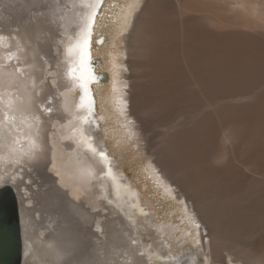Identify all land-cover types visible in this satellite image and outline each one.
<instances>
[{
  "label": "bare ground",
  "instance_id": "6f19581e",
  "mask_svg": "<svg viewBox=\"0 0 264 264\" xmlns=\"http://www.w3.org/2000/svg\"><path fill=\"white\" fill-rule=\"evenodd\" d=\"M108 1L103 0V3L95 7L96 0H0V186L11 184L19 200L23 238L22 264H197L195 253L172 252L173 243L184 248L190 241L195 246L199 244L205 246V249L211 252L213 263L218 258L222 260L224 256L226 262L230 264L238 262L264 264V252L253 251L254 249H249V245L241 246L239 241H236V246L231 249L228 247L229 235L236 236L237 230L245 227L242 223H248L245 220L248 219L246 216L239 220H243L240 223L237 217L233 218L234 213L240 214L245 208L242 210L227 200L234 198L236 203L241 195L233 194L234 196L231 197L223 193L214 195L215 200L224 198L223 202L209 207L210 221L203 222L196 212L195 205L189 204L188 193L196 191L203 181L209 182L208 178L198 176V170L189 171L183 168L181 162L171 157L164 159L168 168L162 167L158 161L148 160L147 167L143 168L146 174H143L147 179L152 180L151 182L163 192L165 198H175L177 194L175 188L179 189L178 198L182 200V204L176 212L182 213L183 222L188 226L181 231V227L175 226L173 222L159 221L152 203L125 173L120 160L111 154L112 147H108V139H112L113 149L130 144L131 147L138 148V153L144 152L139 138L142 137L139 136L141 129L136 126L138 120L136 121L134 116L132 100L136 97L133 87L135 79L132 82L130 79L128 81V78L122 77L121 73L123 69L131 71V67L134 68L133 71L147 68L144 64L150 56L146 39L143 44L145 31L141 32L142 25H139V22L142 21L141 17L146 11L150 12L148 7L151 0L150 2L127 0L119 7V11L117 9L111 16L112 21L119 25V35L131 31L128 34L129 40L136 37L133 47H130L131 43L127 44L125 49L129 51L131 49L133 57L138 61L130 62L132 54H127L129 59L124 61L126 57L124 51L110 57L112 81L105 96L103 98L101 96L104 114L99 112L97 107L102 104L98 93L102 75L97 73L95 66H99L101 62L98 61L99 64L93 65L92 61H97L94 37L96 33L101 32L100 13ZM114 4L117 6V1H114ZM89 5L95 7L96 11L91 20L89 17L93 8ZM139 10L141 11L137 14ZM145 17L147 16H144V20ZM86 32L90 34L85 45L84 72L87 77L85 89L80 86L83 81L75 79L69 74V70L80 69L81 52L75 48V45ZM106 39L108 38L99 34L97 42L102 45ZM69 48L73 49L71 53L68 51ZM119 58H122V61ZM75 75L79 77L80 71ZM195 84L199 87L200 96L205 97L208 106L215 105L217 109L213 117L204 120L207 130L211 127L213 133L214 127V133H211L208 146L203 149V153L200 151L202 154L199 156L201 160L199 163L209 165L213 158L222 159L213 151L217 140L222 137L226 145H229V151L225 153L224 158L227 166L232 168L234 163L232 161L241 158V163L247 169H251L250 167L256 165L259 159L256 150L250 149L247 154L241 153L238 156L236 155L240 152L232 153L234 148L239 149L241 144H244L247 130L246 133L240 128L234 130V125L239 123H237L238 119L233 117V114L232 116L225 114L223 102L229 96L224 95L216 87H209L205 82L200 81ZM166 88L169 90L168 85ZM244 94L246 93L237 91L232 95L236 98L243 97ZM82 103L85 106L81 107ZM108 121L114 126L112 130L104 127ZM100 153H103V156ZM231 157L233 160H230ZM46 165L53 177L42 178L43 180L49 178L44 181L45 192L40 190V185L35 182L34 177ZM229 175L231 176L230 173ZM40 180L38 178V181ZM30 184H34V188L39 190H28ZM50 189H53V192L48 194L47 191ZM63 193L67 194L72 212L83 222L77 220L75 216L65 217L53 226L56 220H50L51 213L46 207L51 208L54 205L50 203L52 199L58 204L64 199L61 195ZM92 218H95L94 222ZM213 226L219 236H215L214 230L210 229ZM197 250L200 252L202 249L198 247ZM234 252L244 253L250 262L244 263L238 259V262L235 261ZM207 261L210 262L209 259Z\"/></svg>",
  "mask_w": 264,
  "mask_h": 264
},
{
  "label": "rangeland",
  "instance_id": "374dc122",
  "mask_svg": "<svg viewBox=\"0 0 264 264\" xmlns=\"http://www.w3.org/2000/svg\"><path fill=\"white\" fill-rule=\"evenodd\" d=\"M114 1H117L119 6H116ZM126 1L127 0H109L104 4L100 13L102 16V18H99L101 32L96 33L94 37V52L96 60L100 61L101 64L97 67L95 66V68L98 70V74L107 75V80L101 82L99 85L100 88L98 93L100 98L101 96L102 98L105 96L112 81L110 68V60L112 58L110 57L113 54L124 51L126 54L124 61L129 59L127 54H132L130 56L131 63L136 60L138 61V59L133 57V51L131 49L130 51L125 49L127 44L130 45L132 43V46L130 47H133L136 39L135 35L132 36L135 38H131L130 40L128 38V34H130L131 31L127 34L119 35V25L111 19V16L115 14L114 11L117 9L119 11V7L123 6ZM150 3L151 6L149 5L150 8L148 7L150 12L149 10L146 11V14L141 17L142 21H140L142 23L139 22V25H142L141 32H143V30L146 32H143V44L146 39V44L149 46H147V48L150 56L148 57V60L150 62L146 60L147 62L144 64L146 65L144 67H147V71L146 69L142 70L144 72L140 70L133 71L134 68L131 67L132 72L127 69H123V72L121 73L122 77L128 78V81L130 79L132 82V80L135 79L133 80V87L135 93L134 96L136 97H133L134 99L132 100L133 107L135 109L134 116L136 117V121L138 120L136 126L141 129L139 136L142 137L139 138L141 139L140 144L144 149V152L138 153V148L131 147L132 145L130 144H127V146L121 145L120 148L113 149V141L112 139H108L107 145L108 147H112L111 154L120 160L125 173L152 203V207L156 211L159 221L173 222L175 226L181 227V231L188 226L183 222L182 213L176 212L177 208L182 204V200L178 198L180 196L179 189L175 188V190H177L175 198H165L163 196V192L151 182V179H147L144 175L146 173H144L143 168L147 167L148 160H152L154 162L158 161V164H162V167L164 166V168H168L169 166L165 163V158L167 157L170 159L171 157L172 159L181 162L183 168L189 171L198 170V176L208 178L209 182L203 181V183L199 184L196 191H190L188 193L190 196L189 204L195 205L196 212L199 214L203 222H205V220L206 223L210 221L208 208L223 202L224 198L215 200L216 198L214 195L222 193L223 195L227 194L226 196L228 197L241 195L236 203H234L236 200H233L234 198H227V200L232 205L234 204L233 206H237L242 210L245 208L243 210L245 213L242 212L240 214H236L237 212H233V218L235 216L239 221L242 217L246 216L248 219L245 220L248 223H242L245 227L239 228L236 232V236L229 235V239L227 241L229 242L228 247L231 249L236 246V241H239L241 246L249 245V249H254L253 251H260L263 253L264 165L262 164H264V0H151ZM140 11L141 10H139L137 14H139ZM147 12H149V14H147ZM144 16H147L145 17V20L148 17L150 18L145 21ZM114 23H116V25H114ZM147 25L149 26L147 27ZM99 34L108 38L102 45H99L97 42ZM112 38L113 40H111ZM120 61H122V58ZM158 72L159 74H157ZM161 74L164 78L161 77ZM240 74L242 76H240ZM134 75L137 78H134ZM143 75H145V77ZM162 79H164V81ZM195 81L205 82L209 87H216L221 90L224 95L229 96V98H225L226 100L224 102L226 104L223 102L224 111L226 112L224 113L228 116H232L233 114V117L239 120H237V123L239 122L236 124L237 126L234 125V130L240 128L244 131V133H246L247 130V139L243 142L244 144H241L239 149L234 148V152L232 151V153L234 154L235 152H240L236 155L238 156L241 155V153L247 154L251 150H256L255 153H258L257 157L259 159L256 165H252V167H250L251 169H247L246 166L241 163V158H237L238 160L235 158L234 161H232L234 162L232 168L227 166V161H225L224 158L229 151V145H226V142L221 139L222 137L219 138L221 141L217 140L218 142L213 148V151L216 152L218 157H222V159L213 158L210 161L211 164L209 165L199 163L201 161L199 156L203 153V149L208 146V139L212 133L210 129L211 127H209L208 132L207 124L204 120H207L208 117H213L215 115L214 111H217V109L215 105L208 106L205 97L203 95L200 96L201 93L199 87L195 84ZM171 82H173V84H171ZM238 83L242 85L240 86ZM146 85H148V87ZM166 85H168L169 90L166 88ZM128 90L130 89L128 88ZM237 91L245 92L246 94H244L243 97L235 98L232 94ZM166 95L168 96L166 97ZM165 104L168 105L165 106ZM199 106L202 107L200 108ZM97 107L99 112H104L105 114L103 99L102 104L100 103V106L97 105ZM255 108L257 109L255 110ZM240 120L242 122H240ZM198 122L200 123L198 124ZM243 122L245 124H243ZM105 125L106 126L104 127L108 130H112L114 127L111 121L106 122ZM199 141H201L200 144L198 143ZM196 147L197 149H195ZM200 151H202V153H200ZM230 160H233V157H231ZM235 160H237L238 163ZM234 164L236 166H234ZM206 166L209 167L207 168ZM234 167H237L238 169ZM229 177L232 179H228ZM202 184L205 186L203 187ZM34 186L35 185L33 184L30 187L32 189L39 190L38 188H34ZM236 220L235 222L237 226ZM210 229L214 230L215 236H219L217 231H215L214 226L210 227ZM178 234L180 235V233ZM198 247H201L202 249L200 252H197ZM172 252L174 254L195 253L197 255V264H230L226 262L224 256L222 260L218 258L214 261V263L211 262L213 260L211 252L207 251L205 246L202 244L195 246L191 241L186 244L184 248L173 243ZM247 257L248 256L244 253L234 252L235 261L238 259L244 263H249L250 261ZM208 259L210 262L207 261ZM238 263L242 264L240 262Z\"/></svg>",
  "mask_w": 264,
  "mask_h": 264
},
{
  "label": "water",
  "instance_id": "95a60500",
  "mask_svg": "<svg viewBox=\"0 0 264 264\" xmlns=\"http://www.w3.org/2000/svg\"><path fill=\"white\" fill-rule=\"evenodd\" d=\"M93 65L99 64L98 61H92ZM107 75H102L101 81H106ZM34 177L35 182L40 185V190L43 189L44 181L42 178L47 176L53 177L46 165L42 171ZM38 178L41 179L38 181ZM54 181V180H53ZM47 183V182H46ZM49 184V183H48ZM31 184L28 186V190H33L30 188ZM53 189L47 191L51 194ZM55 192V191H54ZM57 192V191H56ZM64 199L58 202L51 200L50 203L54 204L51 208H48V212L51 213L50 220L55 219V226L59 221L61 222L65 217H73L76 215L72 212V208L69 204V199L67 194H61ZM66 215V216H64ZM77 218V217H76ZM77 220L83 222L78 217ZM95 218H92V222ZM93 228V227H92ZM94 232L97 230L93 229ZM22 249H23V238H22V227L20 221V204L14 187L10 184H5L0 186V264H22Z\"/></svg>",
  "mask_w": 264,
  "mask_h": 264
},
{
  "label": "snow or ice",
  "instance_id": "6c2138e0",
  "mask_svg": "<svg viewBox=\"0 0 264 264\" xmlns=\"http://www.w3.org/2000/svg\"><path fill=\"white\" fill-rule=\"evenodd\" d=\"M101 3H103V0H96V6L95 7H98ZM89 7H92L93 8V11L91 13V16L89 17V20H91L92 17L95 16L96 14V11H95V7H93L92 5H89ZM91 25L90 23L88 24V28L90 29ZM90 33L86 32L84 35H82L81 37V40L78 41L75 45V48L76 49H79L80 52H81V57H80V69H76V68H71L69 70V74L72 75L75 79H78L80 81H83V83L80 84V86L82 88H85L86 89V84H87V77L85 75V72H84V67H85V55H86V50H85V45L87 44V39H88V35ZM69 53H71L73 51L72 48H69ZM77 71H80V75L79 77H76V72ZM85 106L83 103L81 104V107ZM85 122H86V118H85ZM101 156H103V153H100Z\"/></svg>",
  "mask_w": 264,
  "mask_h": 264
}]
</instances>
